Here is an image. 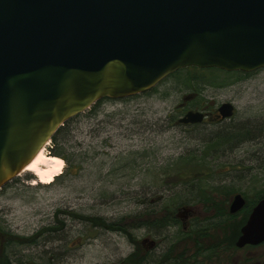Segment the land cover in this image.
Returning a JSON list of instances; mask_svg holds the SVG:
<instances>
[{"label":"rangeland","instance_id":"rangeland-1","mask_svg":"<svg viewBox=\"0 0 264 264\" xmlns=\"http://www.w3.org/2000/svg\"><path fill=\"white\" fill-rule=\"evenodd\" d=\"M248 73L231 84L194 87L186 80L188 71H179L153 90L100 99L93 111L89 108L71 118L45 150L50 153L53 147L62 155L53 154L64 161L61 174L44 185L33 173L21 171L0 189V231L10 234L16 264H129L126 258L136 247L130 237L139 246L145 238L158 242L154 249L141 245V250L148 254L147 264H160L165 254H184L189 242L180 240L191 222L208 223L212 210L197 204L200 190L215 201L223 187L249 195L264 189V67ZM212 74L217 83L225 76ZM225 101L235 109L228 119L178 122L197 105L214 110ZM225 128L249 132L208 155L198 172L184 173L188 167H181L180 157L200 154L205 140ZM180 202L192 207L186 218L181 214V227L136 228L138 221L149 222L161 206L173 210ZM77 213L120 220L132 236L95 227L76 218ZM246 251L222 254L218 263L243 257Z\"/></svg>","mask_w":264,"mask_h":264},{"label":"water","instance_id":"water-1","mask_svg":"<svg viewBox=\"0 0 264 264\" xmlns=\"http://www.w3.org/2000/svg\"><path fill=\"white\" fill-rule=\"evenodd\" d=\"M190 66L263 68L264 0H0V189L67 120L100 99L146 92ZM234 110L222 102L216 117L228 119ZM206 117L189 109L178 122ZM244 205L235 193L229 212ZM191 209H177L182 223ZM145 241L151 249L154 241ZM262 241L264 197L235 245Z\"/></svg>","mask_w":264,"mask_h":264},{"label":"trees","instance_id":"trees-1","mask_svg":"<svg viewBox=\"0 0 264 264\" xmlns=\"http://www.w3.org/2000/svg\"><path fill=\"white\" fill-rule=\"evenodd\" d=\"M187 70L188 71V77L187 81L188 84L191 83L194 87L195 85H198L197 83H207L211 85L215 84H231L234 81L239 80L242 78L244 75L249 74L248 72H242V71H225L217 68H198L194 66L190 67H185L182 69H179L175 72H173L172 75L175 73H178L179 71ZM212 71L215 72H221L225 76H220L221 81L217 83L216 78L212 74ZM211 72V76H206L205 74ZM171 75V74H170ZM169 75V76H170ZM165 79V78H164ZM163 79V80H164ZM155 87V86H154ZM151 88L150 90L154 89ZM107 99V98H103ZM102 100V99H101ZM101 100H98L96 103H94L90 107V111H93L96 106L100 103ZM206 106H201L197 105L194 107L195 110H209L212 109L209 106L205 108ZM70 120V119H69ZM67 120L64 125L60 126L59 129L54 133L52 136L51 140L56 141L57 136L63 133L65 125L68 123ZM214 121H220V120H214ZM244 131V132H243ZM248 130H238L236 128H230V129H222L217 132H215L211 137L205 140L203 143V147L201 150H199L200 154H195V152L192 154V156H182L180 157L179 164L181 165L182 168L187 166L188 168H185L186 171L184 173H189V174H194L198 172L199 169L203 168L206 166V161H207V156L211 155L212 152L216 151L219 149L222 145L229 144L230 141L234 138H237V140H241L243 137H245L248 134ZM51 154H56L62 156L60 153L54 151L53 147L50 149ZM184 182V181H183ZM186 183V182H185ZM222 195L220 198H217L215 201L212 198V195H207L204 194L202 190H200L199 194V202L197 204H204L205 207H208L209 210L215 208V214L213 217H209L208 223L204 221H199L194 225V228H191V231L187 233L186 235L191 238H197L196 236H204V237H211V238H223L228 242L225 244L226 247L234 246V242L236 241L239 233H240V228L241 226L245 223L252 207L256 204V202L264 197V189H260L255 191L252 195L247 194V192H238L243 195L245 198V205L244 207L234 213L231 214L228 210V205L231 196L234 193H237L234 190L228 189L227 187H223L222 189L218 190ZM176 201V200H175ZM174 201V202H175ZM189 202H180V204L176 207L174 210H166L165 208L169 205H163L160 207L159 211L156 212V215H153L151 217V220L148 222H143L141 225H138L139 221L136 223V228L140 227H150L153 229H164L170 226H175V225H180L181 221L180 219L176 216L177 209L181 206L184 205H189ZM167 204V203H165ZM164 208V209H163ZM169 209V207L167 208ZM74 216L84 222H87L88 224H93L95 227H100L103 229H108L111 231H118V232H123L125 234H128L129 236H132V234L129 233L128 229L126 226H124L123 222L120 220H107L101 216H87V215H82V214H74ZM149 216V215H148ZM158 228V229H157ZM212 231L215 232L214 235H212ZM213 232V233H214ZM221 232V233H218ZM4 235L5 237L2 239L0 237V264H3V258L2 256H7L13 254L12 247L13 243H11V237L9 236L10 234L6 233L5 231H0V236ZM195 235V237H193ZM13 236V235H12ZM13 238H19L18 236H13ZM131 241L134 243L135 250L126 258V261H128L129 264H140L142 260H145L147 257V253L142 252L141 245L139 246L138 241H135L130 237ZM15 244V243H14ZM20 244V243H16ZM200 247V245H198ZM201 251V250H200ZM199 251V252H200ZM15 255V254H13ZM136 257V261H129L131 257ZM7 259V258H5ZM139 261V262H138Z\"/></svg>","mask_w":264,"mask_h":264},{"label":"flooded vegetation","instance_id":"flooded-vegetation-1","mask_svg":"<svg viewBox=\"0 0 264 264\" xmlns=\"http://www.w3.org/2000/svg\"><path fill=\"white\" fill-rule=\"evenodd\" d=\"M203 110V109H202ZM204 113L207 114L206 118H210V120H223L221 118L216 117V109L212 110H204ZM205 120V119H204ZM191 125V124H187ZM228 210H229V205H228ZM215 210L212 209L210 211V216L213 217L215 214ZM196 224V222H191L189 224V228L187 230L183 231L184 237L182 240H180L181 243H188V246L185 248L184 254H173V255H168L165 254L164 259H161L160 264H179L178 261L180 260V264H219L218 259L222 254H227L232 251H240V250H247L246 254L243 257L239 256H232L231 259H226L225 264H264V241L258 243V244H246L243 247H237L234 242V246L226 247L225 244L228 242H225L226 240L221 238H211V237H206L204 239H198L194 238L191 239L189 238L186 234L191 231V228ZM181 227V224H180ZM180 228V231L183 230ZM239 236V235H238ZM179 238V237H176ZM199 240V241H198ZM204 240V243H202ZM154 241V245L151 249H154L157 247L159 244L158 242ZM198 242V243H197ZM149 242L143 240L141 241V245L145 248L148 249ZM198 244L200 247H198ZM203 246V247H202ZM191 247H195L196 249H191ZM150 249V250H151ZM201 250V251H200ZM200 251V252H199ZM187 252V253H186ZM3 264H16V261L13 259L15 258V255H7L2 256ZM7 258V259H5ZM147 258V257H146ZM179 258V259H178ZM155 263V262H154ZM140 264H147L145 260H142ZM224 264V263H223Z\"/></svg>","mask_w":264,"mask_h":264},{"label":"bare ground","instance_id":"bare-ground-1","mask_svg":"<svg viewBox=\"0 0 264 264\" xmlns=\"http://www.w3.org/2000/svg\"><path fill=\"white\" fill-rule=\"evenodd\" d=\"M49 141L39 150L35 157L24 167L22 172L29 171L36 176L38 183L50 184L63 169L64 161L61 157L45 152Z\"/></svg>","mask_w":264,"mask_h":264}]
</instances>
